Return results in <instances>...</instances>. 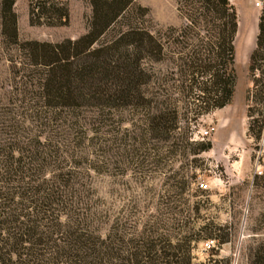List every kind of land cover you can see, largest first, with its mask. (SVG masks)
Masks as SVG:
<instances>
[{
    "label": "trees",
    "instance_id": "16d2710c",
    "mask_svg": "<svg viewBox=\"0 0 264 264\" xmlns=\"http://www.w3.org/2000/svg\"><path fill=\"white\" fill-rule=\"evenodd\" d=\"M86 1L91 7L86 33L50 43L20 41L16 0H0V58L12 75L8 87H0V264H231L218 253L193 262L196 243L216 240L220 247L228 241L209 225L177 233L174 224L169 229L153 224L141 231L134 227L131 234L115 226L102 235L92 166L80 169L83 148L97 134L92 128L111 111H145L141 140L149 135L168 141L180 129L179 97L186 99L193 122L231 103L235 7L229 0H180L184 24L168 27L161 39L149 26V9L135 0ZM28 18L33 27L61 28L69 25L70 13L62 0H30ZM169 45L179 49L173 62L177 79H171L177 84L159 99L151 64L163 61ZM262 68L264 15L249 58L254 88L255 72ZM256 97L260 118L248 105V135L260 140L264 90ZM250 98L252 103L255 94ZM210 149L209 142L200 143L189 153ZM250 264H264V246Z\"/></svg>",
    "mask_w": 264,
    "mask_h": 264
},
{
    "label": "rangeland",
    "instance_id": "374dc122",
    "mask_svg": "<svg viewBox=\"0 0 264 264\" xmlns=\"http://www.w3.org/2000/svg\"><path fill=\"white\" fill-rule=\"evenodd\" d=\"M30 0H16L14 11L18 18L20 41L57 43L77 39L87 31L91 7L86 0H62L69 8L67 27H33L29 24ZM36 1V0H34ZM149 9L150 28L164 39L168 27H181L183 18L177 11L180 0H135ZM260 2L259 7L256 2ZM238 15L235 39L236 86L231 103L192 121L186 99H180V129L168 141H142L147 114L139 109L111 111L107 118L92 128L91 142L85 144L81 171H89L93 202L102 217L99 232L106 235L111 227L119 226L127 234L151 225L175 232L195 230L204 225L227 242L208 249L204 241L193 246L194 263H204L214 254L227 257L231 264H250V258L264 246V177L253 175L255 153L261 140L248 135L247 108L252 105L255 119L260 118L261 105L257 95L264 90V68L256 70L259 83L254 88L249 74V58L256 46L258 23L264 15V0H229ZM169 45L163 61L152 63L154 91L172 94L177 84L174 53ZM10 65L0 58V87L10 84ZM4 93L0 89V96ZM255 98L251 103V97ZM176 97V96H174ZM187 107V108H186ZM257 129V124H255ZM208 130L211 135L202 137ZM211 144V149L197 155L189 150L200 143ZM88 161V162H86ZM203 181L207 190H200ZM172 232V229H170ZM181 234L180 236H182ZM201 235V234H200ZM199 235V236H200ZM203 235V234H202ZM198 237V235H197Z\"/></svg>",
    "mask_w": 264,
    "mask_h": 264
},
{
    "label": "built area",
    "instance_id": "2783aa9c",
    "mask_svg": "<svg viewBox=\"0 0 264 264\" xmlns=\"http://www.w3.org/2000/svg\"><path fill=\"white\" fill-rule=\"evenodd\" d=\"M261 3L258 1L256 2V6L259 7ZM202 137H208L211 135V132L208 130H204L200 132ZM253 175L257 178H263L264 177V143L263 140H261L258 150L255 153V161L253 166ZM198 187L200 190H207L208 186L203 182H198ZM205 247L210 249L214 246L213 241H207L204 243Z\"/></svg>",
    "mask_w": 264,
    "mask_h": 264
}]
</instances>
